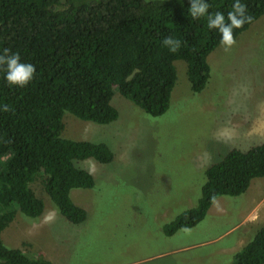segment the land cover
Instances as JSON below:
<instances>
[{
    "label": "trees",
    "instance_id": "obj_1",
    "mask_svg": "<svg viewBox=\"0 0 264 264\" xmlns=\"http://www.w3.org/2000/svg\"><path fill=\"white\" fill-rule=\"evenodd\" d=\"M231 2L209 0V11L226 15ZM243 2L253 22L264 15V0ZM189 7V0H0V50L19 52L37 68L25 88L9 87L0 73V264H53L7 246L4 230L18 212L43 215L45 200L35 184L70 222L83 223L88 211L71 193L93 188L95 179L77 161L114 159L105 143L64 137L65 112L111 123L119 118L113 104L119 92L146 113L162 115L177 82V60L186 63L193 92L206 88L219 33L205 19L193 20ZM251 24L235 29L234 37ZM167 36L178 42L174 50L162 44ZM205 174L197 204L167 223V233L194 227L217 198L243 194L264 177V142L233 148ZM225 264H264V223Z\"/></svg>",
    "mask_w": 264,
    "mask_h": 264
},
{
    "label": "rangeland",
    "instance_id": "obj_2",
    "mask_svg": "<svg viewBox=\"0 0 264 264\" xmlns=\"http://www.w3.org/2000/svg\"><path fill=\"white\" fill-rule=\"evenodd\" d=\"M64 1V0H62ZM225 52L208 57L206 88L193 92L186 63L175 62L177 82L169 109L159 116L116 92L119 118L108 124L64 114L63 136L107 144L110 163L77 161L94 176L93 188L71 197L88 211L70 222L38 184L45 200L39 218L18 212L4 243L53 264H225L264 223V177L237 196H220L206 217L174 234L166 224L197 204L206 169L230 150L264 142V15ZM250 219V220H249Z\"/></svg>",
    "mask_w": 264,
    "mask_h": 264
},
{
    "label": "clouds",
    "instance_id": "obj_3",
    "mask_svg": "<svg viewBox=\"0 0 264 264\" xmlns=\"http://www.w3.org/2000/svg\"><path fill=\"white\" fill-rule=\"evenodd\" d=\"M188 15L193 20H206L207 28L219 33V44L228 52L236 43L234 30L241 29L253 22V16L248 14L243 0H232L231 10L225 15L222 11L211 12L209 0H189ZM162 44L174 50L178 42L172 36L163 39ZM0 73L9 87L25 88L30 85L37 75L36 65L22 59L19 52L8 48L0 50ZM4 110L7 107L4 106Z\"/></svg>",
    "mask_w": 264,
    "mask_h": 264
},
{
    "label": "crops",
    "instance_id": "obj_4",
    "mask_svg": "<svg viewBox=\"0 0 264 264\" xmlns=\"http://www.w3.org/2000/svg\"><path fill=\"white\" fill-rule=\"evenodd\" d=\"M252 184V183H251ZM250 220V219H249ZM41 257H44V256H41Z\"/></svg>",
    "mask_w": 264,
    "mask_h": 264
}]
</instances>
